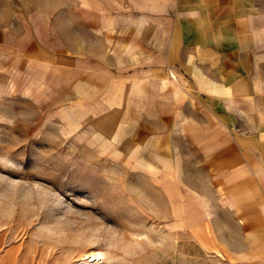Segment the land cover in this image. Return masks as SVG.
Instances as JSON below:
<instances>
[{"label":"crops","instance_id":"crops-1","mask_svg":"<svg viewBox=\"0 0 264 264\" xmlns=\"http://www.w3.org/2000/svg\"><path fill=\"white\" fill-rule=\"evenodd\" d=\"M13 75L214 264H264V0H0Z\"/></svg>","mask_w":264,"mask_h":264},{"label":"rangeland","instance_id":"rangeland-1","mask_svg":"<svg viewBox=\"0 0 264 264\" xmlns=\"http://www.w3.org/2000/svg\"><path fill=\"white\" fill-rule=\"evenodd\" d=\"M34 83L0 76V264H214L179 214L150 210L140 166L52 116Z\"/></svg>","mask_w":264,"mask_h":264}]
</instances>
